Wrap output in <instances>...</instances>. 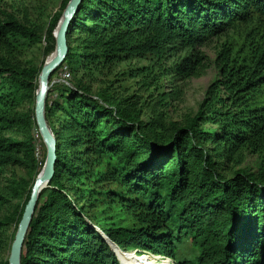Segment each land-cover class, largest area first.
Returning <instances> with one entry per match:
<instances>
[{
	"label": "trees",
	"instance_id": "1",
	"mask_svg": "<svg viewBox=\"0 0 264 264\" xmlns=\"http://www.w3.org/2000/svg\"><path fill=\"white\" fill-rule=\"evenodd\" d=\"M62 14L46 31L0 16V264H9L5 254L47 157H38L35 135L45 63L12 55L44 41L52 55ZM255 19L263 28L252 61L223 46L221 77L181 122L168 119L164 94L142 119L128 98L95 92L86 81L136 56L162 61L186 49L162 71L197 76L209 39ZM67 40L45 108L57 141L54 177L41 192L21 264H126L116 249L128 247L173 264H264V103L255 99L264 87V0H83ZM62 69L71 78L53 82ZM246 152L260 158L257 171L237 167ZM13 168L25 175L8 176ZM187 242L192 257L180 254ZM153 261L172 264H136Z\"/></svg>",
	"mask_w": 264,
	"mask_h": 264
},
{
	"label": "rangeland",
	"instance_id": "2",
	"mask_svg": "<svg viewBox=\"0 0 264 264\" xmlns=\"http://www.w3.org/2000/svg\"><path fill=\"white\" fill-rule=\"evenodd\" d=\"M64 1L66 0H0V16L3 18L7 14H11L25 24L37 25L46 31L52 16L57 13H65L66 9L63 10L61 6ZM262 28L263 26L259 20L255 19L249 24H237L220 37L209 39L199 49L207 59L197 76L184 78L177 75L176 72L164 74L162 71V69L171 67L176 61L186 57L190 53V50L186 49L178 54L175 53V56H172V53L165 55L162 61H159L152 54L144 57L136 56L108 67L103 72L87 76L86 81L91 84L95 92L100 89H108L110 94L118 100L128 98L126 101L128 108L133 106L144 110L142 119L149 118L148 111L150 107L158 102L161 94H164L166 95L164 102L168 105V119L181 122L188 115H194L198 111L199 104L205 99L210 86L216 79L221 77L220 68L216 61L220 49L223 46H228L232 49L233 57H236L239 61L251 62L253 48L261 40L260 31H262ZM45 46L46 42L44 41L35 47L21 48L12 57L21 64L32 60L41 66L42 63L46 64L51 56L55 54L46 57ZM144 69H147V71L144 72ZM66 72L69 73L65 69L60 70L53 77V82L61 81L63 76L67 75ZM70 76L69 73L67 79H70ZM155 76L159 78L158 81L155 80ZM158 85L159 87L156 88ZM255 99L258 103H264V87L256 93ZM32 107V103L25 105L26 109ZM35 135L39 141L38 157L42 160L47 154V148L42 137L40 138L37 132H35ZM260 161L257 154L246 152L244 160L237 167H246L250 171H257ZM233 164L236 163L233 162ZM11 174L24 176L25 171L21 168H13L9 169L7 173L8 176ZM116 250L126 264L142 263L144 260L152 258L155 260L168 258H161L164 255H153L143 250L134 253L132 247H128V250H125L126 252ZM180 254L188 257L195 254L190 242L185 243L180 248ZM143 255H145L144 260L140 259ZM5 256L9 258L10 251ZM153 264L159 263L153 261Z\"/></svg>",
	"mask_w": 264,
	"mask_h": 264
},
{
	"label": "water",
	"instance_id": "3",
	"mask_svg": "<svg viewBox=\"0 0 264 264\" xmlns=\"http://www.w3.org/2000/svg\"><path fill=\"white\" fill-rule=\"evenodd\" d=\"M83 0H70L65 13L54 33L56 37V57L46 63L40 74V87L36 97L35 116L40 135L47 148L45 165L37 176L32 188L30 199L25 207L22 219L13 241L9 264H21L22 252L24 249L26 236L30 229L31 222L36 213L42 190L52 181L57 160V141L46 118V100L50 89V80L54 71L65 61L68 53V31L74 16L79 10Z\"/></svg>",
	"mask_w": 264,
	"mask_h": 264
},
{
	"label": "built area",
	"instance_id": "4",
	"mask_svg": "<svg viewBox=\"0 0 264 264\" xmlns=\"http://www.w3.org/2000/svg\"><path fill=\"white\" fill-rule=\"evenodd\" d=\"M66 73H67V72H66ZM67 75L69 76V73H67ZM67 75H64L63 78L61 79V81L67 79ZM133 250H134V253H136V252H138V251H141V250H139V249H133ZM124 251H125V250H124ZM125 252H126V251H125ZM119 257H120V255H119ZM161 258H165V256H162ZM164 260H170V261H171L170 258L160 259V261H163V262H164ZM172 262H173V261H172Z\"/></svg>",
	"mask_w": 264,
	"mask_h": 264
},
{
	"label": "bare ground",
	"instance_id": "5",
	"mask_svg": "<svg viewBox=\"0 0 264 264\" xmlns=\"http://www.w3.org/2000/svg\"><path fill=\"white\" fill-rule=\"evenodd\" d=\"M55 53V54H54ZM53 54V56H51V58L48 60V62H47V64L48 63H50L55 57H56V55H57V52L55 51ZM152 261V260H151ZM164 261H168V262H170L169 260H164ZM148 264H153V262H150V263H148Z\"/></svg>",
	"mask_w": 264,
	"mask_h": 264
}]
</instances>
